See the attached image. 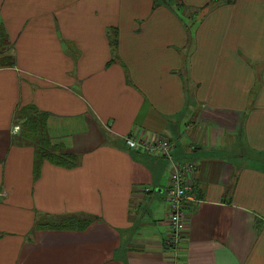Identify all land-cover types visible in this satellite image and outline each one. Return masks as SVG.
I'll return each instance as SVG.
<instances>
[{
    "label": "crops",
    "instance_id": "1",
    "mask_svg": "<svg viewBox=\"0 0 264 264\" xmlns=\"http://www.w3.org/2000/svg\"><path fill=\"white\" fill-rule=\"evenodd\" d=\"M180 3L0 0V264H175L171 167L129 149L133 133L196 163L181 264H264V0ZM26 104L77 166L35 176L15 141ZM70 216L93 222L49 225Z\"/></svg>",
    "mask_w": 264,
    "mask_h": 264
},
{
    "label": "trees",
    "instance_id": "2",
    "mask_svg": "<svg viewBox=\"0 0 264 264\" xmlns=\"http://www.w3.org/2000/svg\"><path fill=\"white\" fill-rule=\"evenodd\" d=\"M178 1V2H177ZM180 7V0H176ZM171 5V4H169ZM214 3L208 5V8L213 7ZM172 7V6H171ZM178 12V10H176ZM188 32H191V24L186 21ZM111 45L113 51L116 52L118 46V32L111 29ZM4 30L0 29V44L7 42V37ZM8 57V56H6ZM14 58L8 57L0 60V65H13ZM129 80V79H128ZM52 113L48 110L39 108L35 104L22 105L16 112L15 124H18L19 130L16 136V143H27L34 146V174L39 176L41 167L45 161L52 164L72 168L78 165L79 155L65 145V143L53 140L49 128V121ZM93 222V217L89 216H70L65 219H59L58 222L50 223L53 228H68V229H86Z\"/></svg>",
    "mask_w": 264,
    "mask_h": 264
},
{
    "label": "built area",
    "instance_id": "3",
    "mask_svg": "<svg viewBox=\"0 0 264 264\" xmlns=\"http://www.w3.org/2000/svg\"><path fill=\"white\" fill-rule=\"evenodd\" d=\"M19 127H14V133H18ZM126 146L132 150H140L144 153L165 157L170 164V184L166 190L169 202V232L166 244L175 254V264H181L178 252L185 242L184 221L186 212V200L192 197L194 189V173L196 163L194 161H179L175 158V142L159 136H142L137 133L127 135ZM149 191L150 188H145Z\"/></svg>",
    "mask_w": 264,
    "mask_h": 264
},
{
    "label": "rangeland",
    "instance_id": "4",
    "mask_svg": "<svg viewBox=\"0 0 264 264\" xmlns=\"http://www.w3.org/2000/svg\"><path fill=\"white\" fill-rule=\"evenodd\" d=\"M235 150H236V148H235ZM240 151L242 152V151H244V149H242V147H240ZM247 157H250V156H248V154H247V156H246V158ZM251 160L253 161V162H255V163H259L257 160H255V158H251Z\"/></svg>",
    "mask_w": 264,
    "mask_h": 264
}]
</instances>
